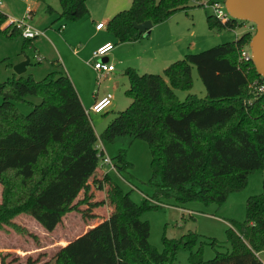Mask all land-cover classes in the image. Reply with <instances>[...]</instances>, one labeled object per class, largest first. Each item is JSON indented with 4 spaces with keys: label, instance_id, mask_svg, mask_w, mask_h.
<instances>
[{
    "label": "trees",
    "instance_id": "16d2710c",
    "mask_svg": "<svg viewBox=\"0 0 264 264\" xmlns=\"http://www.w3.org/2000/svg\"><path fill=\"white\" fill-rule=\"evenodd\" d=\"M57 1V18L76 20L86 13V0ZM188 1L131 0L127 8L109 17L105 28L119 42L133 41L148 29L138 32L132 22H161L175 10L186 8ZM6 19L0 10V34L19 33L20 28L12 23L3 25ZM205 20L209 29L236 24L234 18L220 22L211 14ZM250 36L247 29L233 40L185 53L164 66L161 74L125 67L128 84L124 94L129 102L98 134L63 71L52 69L37 79L12 73L1 80L0 227L29 234L12 221L23 212L49 231L78 203L102 204L103 200L88 201V178L99 156L97 138L123 144L136 138L146 142L153 199L163 194L179 202L219 204L229 192L243 187L248 173L264 169V91L251 86L253 80L264 78L251 61H239L237 53ZM31 38H22V49ZM192 65L204 95L188 93L179 99L174 89L190 88ZM28 94L39 101L32 103L25 98ZM17 102L30 105L29 111L22 113ZM124 151L120 148L115 155V167L127 166ZM93 180L98 188L105 186L104 200L111 207L108 216L73 239L63 240L51 264H176L179 248L188 250L186 264H264L256 254L264 249V189L245 198L244 219L232 221L235 227L225 229L230 250L203 259L191 250L195 240L191 230L174 238L162 236L160 250L149 242V224L138 215L156 207L157 200L149 201L146 195L136 203L107 172ZM79 190L82 197L73 202ZM0 264H9L4 255ZM25 264L47 263L27 258Z\"/></svg>",
    "mask_w": 264,
    "mask_h": 264
},
{
    "label": "rangeland",
    "instance_id": "374dc122",
    "mask_svg": "<svg viewBox=\"0 0 264 264\" xmlns=\"http://www.w3.org/2000/svg\"><path fill=\"white\" fill-rule=\"evenodd\" d=\"M187 3L188 6L186 8L175 10L161 21L162 24L151 31V35H149L152 40L151 43L146 42V39H148L146 36L141 38V43L148 46L149 50L156 49V51H159V48L164 47L166 49L165 53L177 51L175 53H167L170 54L166 58L169 59L168 63L183 56L185 53L198 52L215 44L233 40L244 30L249 29L251 34L254 31V26H250L249 21L240 19H235L236 24L232 27L224 26L209 29L205 20L206 14H209V9L195 5L191 0ZM27 5H29L31 10L29 12ZM47 5L49 9H47ZM125 6L128 7V5ZM0 10L6 13L8 18L22 19L23 22L41 29L46 35V37H32L31 43L22 49L21 42L23 37L20 32L11 37L0 34V81L10 76L12 74V65L25 57L28 58V64L26 65L28 69L22 71L19 75H26L30 72L33 78H40L49 71L47 69L48 63L55 57L54 49L65 51L67 49L66 44L75 46L80 48V50L77 52V57L72 60L75 61V69L81 86L80 92L84 98L83 108H87L86 101L91 95L90 91L96 88V77L95 72L91 69V51L88 47L86 31L82 32V30L78 29L75 31L77 33L80 31L81 33L74 35L72 34L75 31L71 32L70 35L65 33L66 28L71 27V21L65 18H57V11L59 10L57 0H1ZM60 23L66 25L65 29H57ZM80 25L83 26L85 24L83 22ZM105 30L104 28L103 32ZM82 37L86 38L85 42L76 43L77 38ZM111 38L114 40L113 36ZM139 46L138 43H134L128 49L133 51ZM37 56L39 57V62L36 58ZM103 57L104 59H110L117 66V74L112 77L117 80V85L113 87L112 80H105L102 77L98 78L99 91L106 86L111 91L110 93L113 94V98L111 103L102 111L98 113L89 111V121L97 134L113 118L117 110L123 109L129 102V97L124 94V89L127 87V79L118 68L119 64L114 58L112 59V50ZM157 57L161 59L159 55ZM162 69L160 67L155 69L157 71L151 72L161 74ZM190 72L192 77L190 88L174 89L179 99H183L188 93H194L196 96L204 95V86L197 75L195 66H191ZM121 79H125V82L122 83ZM25 98L32 103L39 101V97L32 94L26 95ZM16 105L22 113H26L30 109V105L24 102H17ZM112 109H115V111H112ZM96 143L102 145L105 154L113 162L117 161L115 155L119 149H125L124 160L127 163L125 168L107 169V166L101 163L98 156L96 168L107 172L109 177L124 191L129 192L130 198L136 203L141 202L145 195L150 197L146 198L149 201L157 200L159 202L156 207L145 208L138 215L140 219L147 220L149 224L148 240L158 250L162 248V236L174 238L191 230L195 234L191 250H197L201 258H210L216 251H229L230 245L225 235V229L228 226L235 227L232 221L241 222L244 219L245 198L251 194H258L264 189V169H255L248 173L243 187L229 192L219 204L214 202L203 203L197 200L179 202L172 195L163 194L158 195L157 199H153L151 198L154 185L150 180V153L144 140L136 138L129 144H123L118 140L107 142L97 138ZM120 164L118 162L116 165ZM102 165H105V168ZM104 188L105 186L98 188L94 180H92L88 188V193H90L88 201L103 200L104 202L93 207H88L85 202L78 203L77 208L70 210L64 221L61 220L57 226H54L49 231L44 229L30 215L23 212L16 214L12 217V221L25 227L29 234L19 233L7 225L0 227V257L4 255L5 261H8L9 264H25L27 258L35 260L37 263L46 262L51 264L53 253L62 245L61 242L63 240L67 242L73 239L82 233L89 224L100 221V219H103L102 217L108 214L111 207L104 200ZM81 197L82 190H79L73 202ZM94 207L98 215L103 214L104 216L99 215L100 218L89 216L92 214ZM187 254L188 250L179 248L174 262L176 264H186ZM258 256L264 261V250L259 251Z\"/></svg>",
    "mask_w": 264,
    "mask_h": 264
},
{
    "label": "crops",
    "instance_id": "0c3cea01",
    "mask_svg": "<svg viewBox=\"0 0 264 264\" xmlns=\"http://www.w3.org/2000/svg\"><path fill=\"white\" fill-rule=\"evenodd\" d=\"M21 1H26V0H21ZM130 1L131 0H86V13L76 20H70L71 21V23H70L71 27L66 28L65 33L70 35L71 32L78 30V29L82 30V32L86 31V38L88 39V43H89L88 47H89L90 51H92L98 44H100L103 41H106V40L111 41L113 43V47H112V49H110V50H112V59L114 58L115 61L119 64L118 68L122 72H123L124 68L127 66L134 67L138 72L139 71H141V72L157 71L155 69L160 68V67L163 68L164 65L168 64L167 61L169 59H166V58L169 57L170 54H167V53H170V52L175 53L177 51H168L167 53H165L166 49H164V47L159 48L160 49L159 51H156V49L149 50L148 46H145L144 43H141L142 42L141 38L146 36V38H148V39H146V42L151 43L152 40L149 37V35H151V31L154 30L155 27L162 24V22H159L156 24H151L150 27L148 28V31L146 34L142 32L143 35L139 39H136L133 41H120V42L116 41V39L114 38L115 36L105 28V23L109 19V17L113 13H115L116 11L127 7L125 5H129ZM27 7L29 8V5H27ZM6 16H7V14H6ZM8 19L9 18L7 17V19L3 25H6L8 23ZM99 21L103 22L104 27L95 28L94 24L99 22ZM83 22L85 25L81 26L80 24H83ZM61 24H63V27L61 28V30L65 29L66 25L64 23H60L57 26V29L59 28V26ZM104 28L106 30L103 32ZM80 33H81L80 31L78 33L75 31V32H73L72 35L80 34ZM37 36L46 37L44 31L42 34L36 35L34 37H37ZM111 36H113L114 40H112ZM86 38L85 37L84 38L83 37L77 38L76 43H80L81 41L85 42ZM134 43H138L140 46L135 48L133 51H130L128 48H130V46L133 45ZM66 46H67V49L65 51H59V50L54 49V56L55 57L49 61L47 69H49V71L52 69L60 70V71H63L64 73H66V75L71 80V82L74 86V89L76 90V93H77V95H78V97L82 103V106H83L84 98L80 92V87H81L80 81H79V77H78V74H77L76 69H75V61L72 60L74 57H77V52H78V50H80V48H76L75 46H71V45L68 46L67 44H66ZM36 54H38V53H36ZM157 55H159L161 57V59L159 57H157ZM104 60H106L107 62L113 63L114 68L111 70L103 72L98 77L96 76V73H95L96 88L94 90L90 91L91 95H90V97H88L89 99L86 101L87 102V108H84L87 115L89 114V111H91L89 109V106L95 98L104 95L106 92H111L109 90V88L106 86L99 91V89H98L99 79L98 78L102 77L105 80H109V81L112 80L113 87H115L117 85V80L112 78L113 76H115L117 74V71H116L117 66L110 59L105 58ZM38 62H39V59H38ZM26 65H25V68L23 71H26L28 69V66H26ZM91 69H92V71H94V69L92 67H91ZM12 73H14L13 70H12ZM29 74H30V72H29ZM121 81L123 83V82H125V79H121ZM127 84H128V82H127ZM124 86H125V84H124ZM112 98H113V94H112V97L110 99V103H111ZM112 111H115V109H112ZM91 112H94V111H91ZM95 113H98V112H95ZM94 132H95V134H97L95 129H94ZM99 132H100V130H99ZM102 166L104 167L105 165H102ZM104 172L105 171H103V170H99L98 168H95L94 171L92 172V174L88 178L89 179L88 183H91V181L95 178L100 179L102 177V173H104ZM95 209L96 208L94 207L92 210V214H93L92 217L100 218L99 215L104 216L103 214L98 215L96 213ZM68 213H69V211L66 212L61 217V220L64 221L65 217L67 216ZM107 216H108V214L102 218L105 219V218H107ZM103 219H100V220H103ZM61 220L55 226H57L61 222ZM95 223H97V222L89 224L85 229H87L88 227L92 226ZM258 252H256L257 255H258Z\"/></svg>",
    "mask_w": 264,
    "mask_h": 264
},
{
    "label": "built area",
    "instance_id": "2783aa9c",
    "mask_svg": "<svg viewBox=\"0 0 264 264\" xmlns=\"http://www.w3.org/2000/svg\"><path fill=\"white\" fill-rule=\"evenodd\" d=\"M191 1L195 5L208 8L209 14H211L216 20L220 22H225L230 18V16L228 15V13L226 12L223 6V0H191ZM29 11L30 9H28V12ZM8 20H9L8 23H12L15 27L20 28V33L22 37L30 38L43 33L41 29H38L23 22L22 19L9 18ZM94 26L95 28H102L104 27V24L102 21H99L95 23ZM62 27L63 24H61L58 29H61ZM244 45H240L238 47V52H237L238 60L243 62H248L251 61L250 51L247 44ZM112 47H113V43L109 40H106L98 44L91 51L90 63L97 77L101 75L103 72L114 68L113 63L107 62L106 60L102 59L103 56L106 55L110 51V49H112ZM36 58L39 59L38 56ZM251 86L257 91H264V81L258 82L255 79L252 81ZM111 97L112 94L110 92H106L104 95L95 98L91 102L89 109L94 112L102 111L110 103ZM95 147L99 153L101 163H104L107 166V169L115 170L116 167L114 162L108 155L105 154L102 145L100 143L99 144L95 143Z\"/></svg>",
    "mask_w": 264,
    "mask_h": 264
},
{
    "label": "water",
    "instance_id": "95a60500",
    "mask_svg": "<svg viewBox=\"0 0 264 264\" xmlns=\"http://www.w3.org/2000/svg\"><path fill=\"white\" fill-rule=\"evenodd\" d=\"M223 6L231 18L246 20L253 24L254 31L247 46L255 71L264 78V0H223ZM132 24L138 32H144L150 27L151 22L145 19ZM26 64L27 57L14 63L12 70L19 74Z\"/></svg>",
    "mask_w": 264,
    "mask_h": 264
}]
</instances>
